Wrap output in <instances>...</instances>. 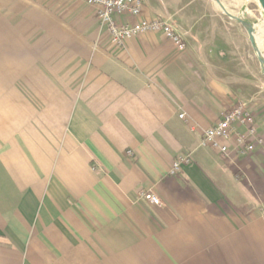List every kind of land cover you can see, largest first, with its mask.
Here are the masks:
<instances>
[{"label": "crops", "instance_id": "1", "mask_svg": "<svg viewBox=\"0 0 264 264\" xmlns=\"http://www.w3.org/2000/svg\"><path fill=\"white\" fill-rule=\"evenodd\" d=\"M141 1L183 51L160 32L112 45L83 0H0V264H264V76L248 36L214 0ZM240 102L253 150L234 148L242 126L224 155L201 146Z\"/></svg>", "mask_w": 264, "mask_h": 264}, {"label": "built area", "instance_id": "2", "mask_svg": "<svg viewBox=\"0 0 264 264\" xmlns=\"http://www.w3.org/2000/svg\"><path fill=\"white\" fill-rule=\"evenodd\" d=\"M86 4L96 8V16L104 26L112 45L123 47L127 40L143 32H160L166 36L178 51L185 49V42L171 21L163 18L143 19L140 17L141 0H83ZM121 16L134 18L133 22L120 21ZM182 116V115H180ZM235 126L245 128L243 133H236L234 148L240 155H247L253 148L256 140V127L253 116L247 104L240 102L221 113L219 120L212 127L206 129L202 135L200 145L217 150L221 154L228 152V141ZM189 158H177L171 168V174L181 170ZM141 196L151 204L161 205V201L153 192L141 193Z\"/></svg>", "mask_w": 264, "mask_h": 264}, {"label": "bare ground", "instance_id": "3", "mask_svg": "<svg viewBox=\"0 0 264 264\" xmlns=\"http://www.w3.org/2000/svg\"><path fill=\"white\" fill-rule=\"evenodd\" d=\"M252 0H231V5L226 0H214L216 6H224L233 16L238 17L241 13L245 14L246 18L251 22H255V29L258 32L259 41L261 43V49L264 56V9L262 7L261 0H255L256 5L261 14V18L258 19L253 16L248 10V3ZM219 5V6H218Z\"/></svg>", "mask_w": 264, "mask_h": 264}, {"label": "water", "instance_id": "4", "mask_svg": "<svg viewBox=\"0 0 264 264\" xmlns=\"http://www.w3.org/2000/svg\"><path fill=\"white\" fill-rule=\"evenodd\" d=\"M262 3V7L264 9V0H261ZM219 6V5H218ZM220 9V11L227 16L230 20H232L233 22L240 24L249 39V42L251 44L252 50L254 52L255 58L259 64L261 73L264 76V56H263V52L261 49V43L259 41V37H258V32L255 29V22H250L245 14L241 13L238 17L233 16L229 11H227V9L224 6H219L218 7Z\"/></svg>", "mask_w": 264, "mask_h": 264}, {"label": "rangeland", "instance_id": "5", "mask_svg": "<svg viewBox=\"0 0 264 264\" xmlns=\"http://www.w3.org/2000/svg\"><path fill=\"white\" fill-rule=\"evenodd\" d=\"M231 0H226V2H228V4L231 5ZM216 4V3H215ZM248 10L250 11V13L255 16L256 18L260 19L261 18V14L259 12V9L256 5V2L255 0H252L248 3ZM264 45V44H263ZM249 54L254 58V60L256 61V58H255V55H254V52L251 48V46H249ZM258 64V63H257Z\"/></svg>", "mask_w": 264, "mask_h": 264}]
</instances>
